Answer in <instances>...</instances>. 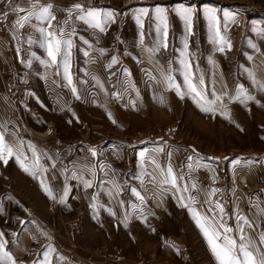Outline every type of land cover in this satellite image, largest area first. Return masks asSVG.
Returning <instances> with one entry per match:
<instances>
[{
    "label": "rangeland",
    "instance_id": "obj_1",
    "mask_svg": "<svg viewBox=\"0 0 264 264\" xmlns=\"http://www.w3.org/2000/svg\"><path fill=\"white\" fill-rule=\"evenodd\" d=\"M77 3L101 12L112 10L115 22L108 23L106 30L100 32L79 18L85 15L84 12L73 10L69 15V9ZM40 4L52 5V15L56 17L52 21L53 30L64 29L65 38L72 42L70 72L77 94L84 88L83 81L90 89L104 86L111 91L112 98H108L106 105L112 104L116 120L110 124L108 117L104 116L99 128L96 126L98 121L93 118L95 110L91 106L86 108L89 100L56 98L57 90L63 88L73 95L64 79L63 68L41 63L48 60L45 50L38 42L29 43L39 39L37 22L33 20L23 28L14 27L18 15L24 13L14 16L9 8L11 15L0 22L5 24L11 37L9 41L15 44V49L11 53L6 51L5 59L10 60L12 55L17 59L26 54L22 65L25 68L31 66L33 81L4 80L7 98L1 99L6 103L0 105V131L5 132L6 141L12 145L22 142V152L29 157V120L35 115L40 117L35 121L39 129H44L46 121L62 126L64 140L77 147L70 154L71 158L77 155V149L81 155L78 158L91 156L87 149L86 152L82 150L87 147L104 152L108 145H112L107 139L110 138L121 152L112 151L111 155L116 158L123 155L124 160L116 163V168H121V177L115 178L111 172L114 179H109L106 186L113 188L115 182L120 186L117 195L120 202H131L146 209L147 213L155 214L146 230L139 226L133 229L135 235L148 238L146 250H173L176 254L187 251L192 258L211 253L196 217L219 218V209L209 212L207 209L214 205L205 203L212 189H218L211 199L218 200L223 206L226 224L235 230L237 214L247 217L260 225L255 231L248 230L258 240L264 233V90L259 86L264 84V0H44ZM182 6L197 10L191 36H186L184 22L174 11ZM157 7L165 9L168 16V47L153 52L150 50L156 48L159 40ZM208 8L216 11L221 34L230 43L231 50L227 44L225 51L217 50L204 11ZM142 9H147L148 15L140 17ZM139 20H142L143 27ZM43 26L47 27L46 24ZM185 40L193 71L196 76L204 78L209 100L214 99L213 91L221 96L213 112L201 111L192 98L185 96L181 99L175 88L169 90L163 82L157 83L146 74L150 72L159 80L160 72L171 67L175 83L182 87L180 60L185 54ZM113 58L116 63H112ZM241 89L254 99L244 100L243 96L233 99ZM43 90L48 96L39 97L40 92L44 94ZM69 114L71 123L68 122ZM96 141H99L97 145ZM100 143L101 148L98 147ZM157 148L164 151L156 152ZM153 157L161 166L170 163L178 175H183L184 179L178 180V184L181 189L187 187L188 191L178 192L170 185L164 186L166 190L162 191L160 173L149 163ZM90 163L87 162V166L97 175L99 169L94 167L97 161ZM101 165L104 168L102 174L107 172L105 174L111 177L108 166L104 162ZM149 174L156 177L155 186L149 182ZM28 177L29 173L22 170L15 157L9 158L7 165L0 161V232L6 234V250L15 244L18 229L26 231L32 240L30 253L25 258L14 259L16 264L44 261L45 253L39 251L54 246L50 235L63 240L61 234L67 227L62 226L60 219H72V229L77 235L85 219L82 206L76 210L70 207L62 213L59 210L51 213L29 211V207L32 208L29 202H37L39 206L45 197L27 193L30 189ZM132 188L144 197L143 202L132 194ZM121 196L125 197L124 201ZM156 207L159 208L157 214L152 210ZM191 211L194 215L189 216ZM49 225L51 227H46ZM179 235L183 242L181 247L175 242ZM138 240L139 237L133 241ZM55 244L54 251L59 258H55L52 264H73L76 243L72 245L64 240ZM131 245L141 250L139 242ZM84 248L90 253L97 249H92V245H84ZM173 258L177 260L176 255ZM186 259L182 257L183 262Z\"/></svg>",
    "mask_w": 264,
    "mask_h": 264
},
{
    "label": "crops",
    "instance_id": "obj_2",
    "mask_svg": "<svg viewBox=\"0 0 264 264\" xmlns=\"http://www.w3.org/2000/svg\"><path fill=\"white\" fill-rule=\"evenodd\" d=\"M43 1L44 0H35V2L39 4ZM31 2L32 0H0V15L3 13H8L6 18H0V20L8 19V17L11 15V11L8 10L9 8L13 9L19 6L21 8L23 7L28 9ZM5 3L8 5L5 6ZM12 12L15 16L16 12ZM1 23L2 22H0V105H2V103L4 105L6 102L2 101L1 99L4 100L7 98V92L3 84L5 83L4 80L6 78L14 82L18 81L19 83L25 80L32 82L33 80L30 78L31 66L25 68L22 65L24 63L23 60H25L27 57L26 54H23L17 59L14 58L13 55L10 60L5 59V54L11 53V50L15 49V44L9 41L11 40L10 33L6 32L7 28H5V24ZM6 46H11V48H5ZM6 51L9 52L7 53ZM11 59H13L14 62ZM38 80L39 79L34 81L37 82ZM83 83L84 88L81 91H78L77 96H79L81 101H90V103L89 101L87 102L88 105H86V108L87 106H91V109L96 111V113L95 111L93 112L94 120L98 121V125L96 126L99 128L102 127L99 124L100 119L102 117L104 118V116L105 118L106 116L108 117L110 124V121H115L116 110L112 107V104L109 103V106L106 105L108 98H112L111 91L106 90L102 85H100L96 90L90 89L89 86H86L85 81H83ZM38 96H48L47 91H44V94L40 92ZM71 97L76 98L74 95L70 96L68 91L64 88L60 91L57 90V99H70ZM102 100L105 101L102 103ZM63 103L65 102L63 101ZM12 106L13 105H11V107ZM7 108L10 109L9 107ZM12 109H15V106H13ZM0 113L2 114L1 108ZM71 114H74V110ZM109 114H111L112 119H109ZM70 117L71 116L69 114L68 122L71 120ZM37 119H40V117L35 115L29 120L30 139L27 144L29 147V163H35V156H39V164L42 166V168H46L47 171L42 172L39 168L33 169L38 178H33V175L29 174L28 179L30 182V189L27 193L31 196H34L37 193L40 195L43 194L45 199L40 202V207L38 206L37 202H29V206L32 207H29V211L35 213L40 210L45 213H51L53 211L58 212L59 210L61 211L60 213H62L64 210L70 209V207H73V209L76 210L77 208H81L80 206H82V209L84 208L83 210L85 211V219L82 223L81 232L79 235L74 233L72 229V225L74 223L72 219H60L62 226L67 227V229H64L61 234V239L63 240H58L57 237L55 238V235H50V238L53 237L51 240L53 241L52 243L54 246L49 248L46 247V250H41L42 252L39 251L40 253L47 252L52 263L55 258H59L58 253L54 251L55 247H57L55 243H63L65 240L66 243L71 242L72 245L76 243L77 253L74 255L76 260L73 264H217L212 252L207 254L204 253V255H206L204 257L197 255L196 258H192L187 251H184L183 254H178V252L176 254L173 252V250L169 252H167L165 249L163 252H154L148 249L146 250L148 238L135 235L133 229L134 227L139 226L143 230H146L150 223H152L150 219L155 217V214H150L149 211L147 213L146 209H143L141 206L138 208L136 207L138 205L135 206L133 203L131 204V202H120L115 190L112 187L106 186L109 183V179L121 177V168L119 167L117 169L116 163L123 162V155L121 158H116L115 156L111 155L112 151H115L116 153L119 152L115 142H111L110 138H107L112 145H108L104 149V152H102L101 149H96L97 155L94 157L89 155V157L83 156V158H78L81 157V155L77 149V155L75 156L77 159L75 157L71 158L70 154L75 152V146L64 140L65 138L64 134L62 133V126L60 124L55 125L52 122L46 121L44 124V129H39L37 126H35V121ZM54 126L57 128L53 129ZM97 142L99 141L94 143L96 144ZM118 144L120 145V143ZM30 146L35 149V156L33 155ZM100 146L101 143L98 145V147L101 148ZM79 149L82 148L79 147ZM86 149L88 150L90 148L87 147L82 150L86 152ZM119 153L121 154V152ZM94 160H96L100 165L102 162H104V164L109 168L108 173H110L111 177L108 174H105L107 172L102 174V171H100L98 167V173L100 172L99 174L97 173L98 179L96 173H94V175L86 174V179L92 180L93 186L91 188H85L82 182L71 178V173L73 171L77 172L78 174L84 172L86 168L90 167L87 166V162L89 165V162L91 161L92 163ZM53 163L56 165L55 168L52 167ZM65 169H67V171H65ZM111 172L113 175H115L114 177ZM104 177H108V180H104ZM41 181H43L50 188L56 199H50L44 193L41 188ZM65 185L70 188V191L66 197L65 203L61 204L59 203V198L63 195ZM38 189H41L40 192ZM110 192L112 193L111 195L109 194ZM152 210L156 214L159 213L158 207L152 208ZM191 215H194L192 211L189 213V216ZM46 227L51 226L49 225ZM153 228H155V226ZM17 232L18 234L16 242L11 246L9 252L14 259L25 258L30 253L32 240L26 231L18 229ZM186 235H191V233H187ZM138 237L140 240L133 241ZM4 239L7 241L6 234H4ZM137 242L140 243L141 250H138V248L131 245L132 243ZM175 242L180 244L181 247L183 242H181L180 235L177 237ZM184 242L185 244L187 243L186 240ZM84 245H92V249H97H94V252L90 253L89 249L85 250ZM185 246H183V248ZM182 250L183 249H181V251ZM176 251H179V249ZM165 252L170 255L165 256ZM175 255L177 256V260H174L173 258ZM182 257L187 258V263L186 261H182ZM192 259H195L196 261L194 262Z\"/></svg>",
    "mask_w": 264,
    "mask_h": 264
},
{
    "label": "snow or ice",
    "instance_id": "obj_3",
    "mask_svg": "<svg viewBox=\"0 0 264 264\" xmlns=\"http://www.w3.org/2000/svg\"><path fill=\"white\" fill-rule=\"evenodd\" d=\"M73 10L77 11V13L81 11L84 12L85 15L79 16V18L86 20V22L91 27H93L94 29H98L100 32H104L106 30V25L108 23L115 22V13L112 10L101 12L96 9L85 8L79 3L73 5L72 8L69 9V15H71ZM12 11L18 14L24 13V15H18L14 27L23 28L26 24L30 23L33 20L37 22L36 31L39 33V39L38 41L30 40L29 43L38 42L40 47L45 50L48 60L41 61V63L46 64V66L48 67H56L57 69L63 68V75L64 79L67 81V87H69L72 94L76 96L77 99H79V96H77V88L73 84V79L70 72L72 42L70 39L65 38L66 34L64 29H60L58 32L53 30L52 21H54L56 17L52 15V5H41L35 2V0H32L28 9L17 6L13 8ZM174 11L184 22L186 28V36H191L193 28V17L197 10L191 7L182 6L178 9H175ZM204 11L207 14L210 29H212L213 31V42L218 45L217 50L220 52L225 51V44H227L228 50H231L230 43H228L225 37L221 34L216 11L211 8L205 9ZM7 15L8 13H3L2 15H0V18H6ZM145 15H148V10L142 9L140 12V17H143ZM155 15L157 19V33L159 34V40L156 48L150 50L153 52L160 49H167L169 32V22L166 10L157 7L155 9ZM139 22L141 24V27H143L142 20H139ZM65 23H67V21ZM45 24L47 25V27L43 26ZM184 49V58L180 60L181 75L183 76L182 87L175 83V80L171 75L173 71L171 67H169L166 71L160 72L159 80H157V77L153 76L150 72L146 74L149 76V79L154 80L157 83L163 82L169 90L175 88L176 94L180 96L181 99H183L185 96L192 98L201 111L213 112L216 110L214 105L216 101L221 100V96L213 91L211 95L214 97V99L209 100L208 95L205 92L204 78L202 76H196L195 72L193 71L192 64L190 62V54L187 52V40H185ZM112 63H116L115 58H113ZM253 80L255 82L254 76ZM259 86L261 90H264V84H261ZM224 95H227V93H225ZM239 96H243L244 100L254 99L250 94L246 93L242 89L239 91V95L237 97H233V99H238ZM109 119H112L111 114H109ZM69 123H71V121H69ZM113 123H115L114 120ZM23 147L24 146L22 142L16 145L9 144L6 141L5 132L0 131V161L7 165L8 159L11 157H15L23 171L29 173L30 175H33V178H38L33 169L39 168L42 172H46L47 169L42 168V166L39 164L40 157L35 156V149L31 146V151L35 156V163L26 164L25 161H28L29 157L23 154ZM88 151L93 157L97 155L95 148H90L88 149ZM155 151L162 152L164 151V149L157 148ZM168 156L170 157V153L168 154ZM188 159L191 160V157H189ZM149 163H151L154 168L160 173L161 179L159 181V185L162 191L166 190L164 186L168 185H170L171 188L175 189L178 192L188 191L187 187L181 189L180 185L178 184V180H183L184 177L183 175H178L174 171L170 163H168L166 166H161L155 157H153L149 161ZM55 166V163H53L52 167L55 168ZM94 167H99L100 171L104 170L103 165H100L99 163ZM65 171H67V169H65ZM86 174L94 175L92 168H86L84 172H81L80 174L73 171L71 173V178L77 179L82 182L85 188H91L93 186V181L86 179ZM138 179L141 178L138 177ZM149 182L155 186L157 184L156 177L150 175ZM141 183H144L143 179H141ZM192 187L195 188V185H192ZM41 188L50 199H56V197L53 195V192L43 181H41ZM113 188L118 195L120 192V186L116 185L115 182H113ZM69 191L70 188L65 185L63 195L59 198V203H65V199L68 196ZM216 191H218V189H212L208 193L209 198L205 201V203L214 205V207L210 206L207 209V211L209 212H214L216 211V209H219V218L217 219L216 217L197 216L196 223L205 236L207 243L209 244L210 249L217 261V264H264V233L260 234L257 240L254 239L248 231H255L260 227V225L254 224L247 217L237 214L236 229L234 230L229 227L224 220L223 206L219 203L218 200L213 201L211 199ZM131 192L134 196L140 199L141 202H143L144 197L141 196L136 188H132ZM109 194L111 195L112 193L110 192ZM181 202H183L182 196ZM21 223H23V221H21ZM234 231L235 235H233ZM6 243L7 241L4 239V233L0 232V264H16L13 256L8 250H6ZM44 257V261H38L37 264H52V261L49 258L47 252L44 254Z\"/></svg>",
    "mask_w": 264,
    "mask_h": 264
},
{
    "label": "built area",
    "instance_id": "obj_4",
    "mask_svg": "<svg viewBox=\"0 0 264 264\" xmlns=\"http://www.w3.org/2000/svg\"><path fill=\"white\" fill-rule=\"evenodd\" d=\"M120 199H121L122 201H124V200H125V197H124V196H121ZM82 218H83V216H82V214H80V219H82ZM80 223H81V220L77 223V226H79ZM77 230H78V228H77Z\"/></svg>",
    "mask_w": 264,
    "mask_h": 264
}]
</instances>
